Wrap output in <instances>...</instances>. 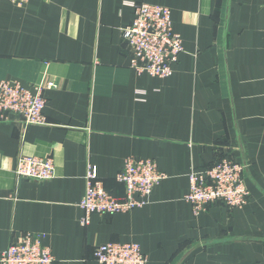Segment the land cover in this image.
Here are the masks:
<instances>
[{
    "label": "crops",
    "instance_id": "0c3cea01",
    "mask_svg": "<svg viewBox=\"0 0 264 264\" xmlns=\"http://www.w3.org/2000/svg\"><path fill=\"white\" fill-rule=\"evenodd\" d=\"M168 7L183 52L165 78L129 66L121 30L133 4ZM44 90L47 124L0 116V256L39 234L53 264H100L98 244L136 242L146 264H264L263 0H0V80ZM20 155L49 157L53 177L19 178ZM150 158L163 180L128 212L82 222L85 174L116 197L126 158ZM247 164L239 208L185 199L190 169Z\"/></svg>",
    "mask_w": 264,
    "mask_h": 264
},
{
    "label": "built area",
    "instance_id": "2783aa9c",
    "mask_svg": "<svg viewBox=\"0 0 264 264\" xmlns=\"http://www.w3.org/2000/svg\"><path fill=\"white\" fill-rule=\"evenodd\" d=\"M8 1L23 6L28 0ZM132 7L133 19L121 30L122 38L131 51L129 66L139 74L159 78L170 76L173 64L183 52L181 36L172 27L170 9L147 2L135 3ZM53 87L51 80L31 86L17 79L0 80V116L15 114L23 126L47 124L43 92ZM246 169L247 164L229 157H223L203 170L190 169L185 199L191 204L193 214L198 215L208 203L215 201L230 208L243 206L249 195L244 177ZM53 170V161L49 157L20 155L14 172L19 178L44 181L53 177ZM164 177L153 159L128 157L116 174V180L124 187V194L116 197L105 189L95 168L89 166L85 174L84 194L79 202L84 212L82 222L87 223L92 213L114 214L142 206ZM93 257L100 264L147 262L136 242L98 244ZM53 261L41 235L30 232L10 243L0 256V264H53Z\"/></svg>",
    "mask_w": 264,
    "mask_h": 264
}]
</instances>
